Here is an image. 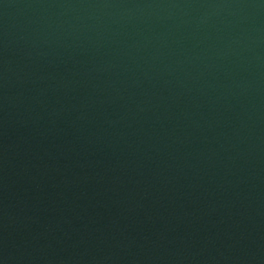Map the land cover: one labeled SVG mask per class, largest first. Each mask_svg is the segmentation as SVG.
Listing matches in <instances>:
<instances>
[{
	"label": "water",
	"instance_id": "1",
	"mask_svg": "<svg viewBox=\"0 0 264 264\" xmlns=\"http://www.w3.org/2000/svg\"><path fill=\"white\" fill-rule=\"evenodd\" d=\"M0 264H264V0H0Z\"/></svg>",
	"mask_w": 264,
	"mask_h": 264
}]
</instances>
